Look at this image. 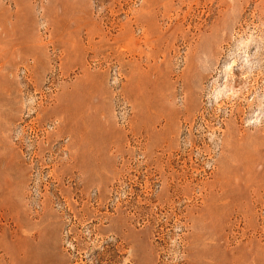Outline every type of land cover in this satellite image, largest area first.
<instances>
[{"label":"rangeland","instance_id":"1","mask_svg":"<svg viewBox=\"0 0 264 264\" xmlns=\"http://www.w3.org/2000/svg\"><path fill=\"white\" fill-rule=\"evenodd\" d=\"M0 264H264V0H0Z\"/></svg>","mask_w":264,"mask_h":264},{"label":"bare ground","instance_id":"2","mask_svg":"<svg viewBox=\"0 0 264 264\" xmlns=\"http://www.w3.org/2000/svg\"><path fill=\"white\" fill-rule=\"evenodd\" d=\"M18 248H20V246Z\"/></svg>","mask_w":264,"mask_h":264}]
</instances>
